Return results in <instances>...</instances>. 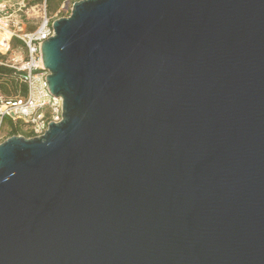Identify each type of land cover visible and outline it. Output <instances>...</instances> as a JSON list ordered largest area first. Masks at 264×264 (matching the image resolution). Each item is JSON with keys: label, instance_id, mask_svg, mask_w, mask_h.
I'll use <instances>...</instances> for the list:
<instances>
[{"label": "water", "instance_id": "1", "mask_svg": "<svg viewBox=\"0 0 264 264\" xmlns=\"http://www.w3.org/2000/svg\"><path fill=\"white\" fill-rule=\"evenodd\" d=\"M51 27L61 120L0 143V264H264V0H80Z\"/></svg>", "mask_w": 264, "mask_h": 264}, {"label": "built area", "instance_id": "2", "mask_svg": "<svg viewBox=\"0 0 264 264\" xmlns=\"http://www.w3.org/2000/svg\"><path fill=\"white\" fill-rule=\"evenodd\" d=\"M13 0H9L7 3ZM44 14L32 31H27L20 22L6 17V3L0 4V54L7 55L5 65L19 74V82L25 85L26 95L6 100L0 95V129L4 118L25 122L33 137L41 136L50 123L61 120L62 101L53 97L46 82L48 72L44 69L40 46L53 34L51 21L45 13V0L42 3ZM12 39L18 40L22 46L11 48ZM3 142L0 135V143Z\"/></svg>", "mask_w": 264, "mask_h": 264}, {"label": "trees", "instance_id": "3", "mask_svg": "<svg viewBox=\"0 0 264 264\" xmlns=\"http://www.w3.org/2000/svg\"><path fill=\"white\" fill-rule=\"evenodd\" d=\"M44 0H39L38 4L42 3ZM80 1V0H78ZM64 0H45V8L48 12L51 11V6L54 4L56 6L61 5ZM35 3H33L34 5ZM25 23V18L23 19ZM36 26H28L26 28L27 31H32L35 29ZM22 44L16 40L12 39L11 41V48L15 49L21 47ZM7 58V55L0 54V61L4 62ZM19 74L15 72L13 69L0 64V95L3 96L4 99L10 100L19 97H23L26 95V87L22 83L19 82ZM3 127L6 137L12 136H22L24 138H32L33 134L29 128V126L21 121L16 120L13 121L9 118H4L1 124ZM28 127V129H26Z\"/></svg>", "mask_w": 264, "mask_h": 264}, {"label": "rangeland", "instance_id": "4", "mask_svg": "<svg viewBox=\"0 0 264 264\" xmlns=\"http://www.w3.org/2000/svg\"><path fill=\"white\" fill-rule=\"evenodd\" d=\"M8 1L9 0H0V4L6 3L7 9L3 15L6 17L10 16L9 19L11 21L22 23V20L25 18V23H22L25 28H28V26H36L40 22V18L44 14V7L42 3L38 4L39 0H13L7 3ZM77 1L78 0H64L59 6H51L53 8L50 12L45 8L47 18L53 22L56 19L68 17L72 4ZM33 3L35 4L33 5ZM3 129L4 128L1 127L0 135L4 141L7 137ZM26 129H28V127H26Z\"/></svg>", "mask_w": 264, "mask_h": 264}, {"label": "crops", "instance_id": "5", "mask_svg": "<svg viewBox=\"0 0 264 264\" xmlns=\"http://www.w3.org/2000/svg\"><path fill=\"white\" fill-rule=\"evenodd\" d=\"M42 3H43V2H42ZM53 5H54V4H53ZM53 5H52V6H53ZM51 8H53V7H51ZM22 22H23V20H22Z\"/></svg>", "mask_w": 264, "mask_h": 264}]
</instances>
